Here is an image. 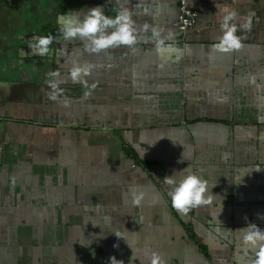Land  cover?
I'll return each instance as SVG.
<instances>
[{"label": "crops", "instance_id": "crops-1", "mask_svg": "<svg viewBox=\"0 0 264 264\" xmlns=\"http://www.w3.org/2000/svg\"><path fill=\"white\" fill-rule=\"evenodd\" d=\"M186 4L197 19L181 35L178 0H16L0 38V264H149L153 251L166 264H252L237 230L264 229V0ZM225 6L252 19L230 55L212 48ZM95 7L128 8L173 38L157 51L149 31L135 54L90 55L62 29ZM41 36L55 37L43 56ZM74 60L96 66L98 87L84 99L62 84L64 107L46 81ZM185 168L216 186L212 205L182 216L163 179Z\"/></svg>", "mask_w": 264, "mask_h": 264}, {"label": "clouds", "instance_id": "clouds-1", "mask_svg": "<svg viewBox=\"0 0 264 264\" xmlns=\"http://www.w3.org/2000/svg\"><path fill=\"white\" fill-rule=\"evenodd\" d=\"M224 15L220 23V32L218 42L212 48L213 51L220 54L230 55L239 52L244 44L242 36L237 35L238 31H250L252 27L251 15L244 18L243 24H239V13L235 10H229L228 6L223 8ZM254 15V13L252 14ZM133 12L128 8L116 9V16L109 17L105 15L101 7H95L86 12L82 20H67L62 29V35L65 41L79 40L84 45V51L90 55H99L117 48L125 47L133 52L137 51L136 45L140 42L142 35L151 31V39L156 43V50L161 51L165 45V40H171L172 34L163 37L158 25L144 23L138 26L132 18ZM55 37L41 36L35 47L39 49L40 55H47L50 52L49 46L53 43ZM92 63H81L72 61L66 76H62L59 70L48 74L46 81L51 90L47 93L48 99L62 103L64 107H69L71 101L64 96L65 90L61 88L62 84L68 83L80 84L84 89V99L89 98L92 92L98 87L97 82L89 83V78L95 69ZM61 97L63 99L61 100ZM260 168L256 169L259 171ZM184 172L188 174L184 175ZM243 176H238V182ZM13 183L15 181L13 180ZM163 183L168 186L167 196L171 199V206L180 215L187 216L194 209L213 204L214 195L212 188L209 190V183L202 176L183 169L165 176ZM145 198V193L136 192L133 194L132 203L139 207ZM158 199L153 200V204L158 203ZM258 219H264L259 214ZM241 236L242 251L254 255L252 264H264V229H261L255 223H248L246 227L237 230ZM116 237L121 238L120 233H115ZM118 248V245H113ZM109 264H124L122 260H117L115 256L109 258ZM142 264V261H141ZM149 264H166L163 257L156 251L150 255Z\"/></svg>", "mask_w": 264, "mask_h": 264}, {"label": "built area", "instance_id": "built-area-1", "mask_svg": "<svg viewBox=\"0 0 264 264\" xmlns=\"http://www.w3.org/2000/svg\"><path fill=\"white\" fill-rule=\"evenodd\" d=\"M197 13L188 8L186 0H178L177 28L181 35L194 28Z\"/></svg>", "mask_w": 264, "mask_h": 264}, {"label": "flooded vegetation", "instance_id": "flooded-vegetation-1", "mask_svg": "<svg viewBox=\"0 0 264 264\" xmlns=\"http://www.w3.org/2000/svg\"><path fill=\"white\" fill-rule=\"evenodd\" d=\"M16 0H1L0 1V11L1 9H7V12H10L12 16L10 18H4V16H1L0 19V38L2 34L4 33H11L10 31L13 30L12 28H8L9 24H13L14 22H17V6L15 5ZM6 25V26H5ZM1 54V53H0ZM0 57H2L0 55ZM9 65V63H7Z\"/></svg>", "mask_w": 264, "mask_h": 264}, {"label": "rangeland", "instance_id": "rangeland-1", "mask_svg": "<svg viewBox=\"0 0 264 264\" xmlns=\"http://www.w3.org/2000/svg\"><path fill=\"white\" fill-rule=\"evenodd\" d=\"M1 10L2 11H0V14L4 15V18H10V16H12V14L10 12H7V9H1ZM4 36H5V38H10L11 34L10 33H7V34L4 33ZM2 42H4V41L0 39V43H2Z\"/></svg>", "mask_w": 264, "mask_h": 264}, {"label": "trees", "instance_id": "trees-1", "mask_svg": "<svg viewBox=\"0 0 264 264\" xmlns=\"http://www.w3.org/2000/svg\"><path fill=\"white\" fill-rule=\"evenodd\" d=\"M0 1H1V0H0ZM1 16H4V15H1V14H0V19H1ZM5 26H6V25H5Z\"/></svg>", "mask_w": 264, "mask_h": 264}]
</instances>
